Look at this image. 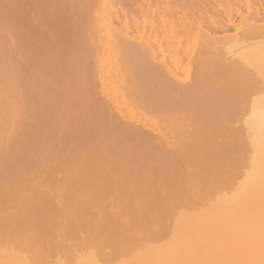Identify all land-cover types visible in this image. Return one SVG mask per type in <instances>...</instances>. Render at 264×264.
<instances>
[{"label":"bare ground","instance_id":"bare-ground-1","mask_svg":"<svg viewBox=\"0 0 264 264\" xmlns=\"http://www.w3.org/2000/svg\"><path fill=\"white\" fill-rule=\"evenodd\" d=\"M110 1L0 0V264H264V0Z\"/></svg>","mask_w":264,"mask_h":264},{"label":"rangeland","instance_id":"rangeland-1","mask_svg":"<svg viewBox=\"0 0 264 264\" xmlns=\"http://www.w3.org/2000/svg\"><path fill=\"white\" fill-rule=\"evenodd\" d=\"M118 0H116L115 2H112V1H110V5H112L111 7L113 8V15H112V18L114 19L115 17H114V14H115V16H118V15H116V13L118 14V13H120V11H123L122 9L123 8H125V5H127V4H122L121 2H120V0L117 2ZM124 6V7H123ZM123 7V8H122ZM109 8V7H108ZM107 8V9H108ZM118 9V11L117 12H115L116 10ZM108 10H110V8L108 9ZM185 41H187V39L185 40ZM177 42H180V41H177ZM188 42V41H187ZM187 42H185L184 43V46H185V44H187ZM175 45L177 44L176 43V41H175V43H174ZM189 45H191V49H190V46ZM192 43L190 42L189 44H188V48H187V55H183L184 57V59H183V62H182V64L183 65H187L186 63H187V61L186 60H188V56H190V58H189V60H188V65L187 66H189V68L188 67H184L183 68V66H182V72L181 73H183V75H184V79H186V77H188V81H192L193 80V71H194V59H193V56H194V58H197V56H195L196 55V53H197V48L195 49H193L192 48ZM102 49L103 48H101V50H100V53H99V56H100V65H102V66H100V69H99V71L98 70H93L92 69V72L94 71V73H92V79H93V81H94V86H95V84H96V86H95V90L97 89V91H96V93H94V95H93V97H98V98H96V99H99V98H101V99H105V97L101 94V96L98 94V93H100V87H98L99 86V81H95V79L96 80H98V77H100V76H98V74H99V72L101 73V75L103 76V78L104 79H102L103 81H102V84H104V85H107V88H109V90H110V93L114 96H118V95H120V94H118L117 92H116V90H119V93H120V89L122 88V82H121V79L119 78L120 77V74L122 73V71H123V73L125 72L123 69H121V72H120V66L118 67L116 64V60L120 63V60H118V57L116 56V58L112 55L113 53H111L112 52V50L111 49H108V51H109V53H107V54H109V56H107V54H106V56L107 57H109L108 59H107V57H104L105 55L103 54L104 52L103 51H105V52H108L107 50H103L102 51ZM189 50V51H188ZM192 50V51H191ZM190 55H189V54ZM104 55V56H103ZM101 56H103V58L101 57ZM111 56V57H110ZM226 57V59L229 57L228 55H226L225 56ZM106 58V59H105ZM116 60H115V59ZM187 58V59H186ZM230 58H231V61L234 59V57L232 58V57H229L228 59L229 60H226V62H228V61H230ZM105 60V61H104ZM111 61V62H110ZM193 61V62H192ZM114 62V63H113ZM186 62V63H185ZM185 63V64H184ZM193 63V64H192ZM116 65V66H115ZM96 68V66H94V64H93V66H92V68ZM116 67H118L119 69H117ZM192 67H193V69H192ZM116 68V69H115ZM121 68H122V64H121ZM187 68H188V70H187ZM183 69H185L184 71H183ZM101 70V71H100ZM187 70V71H186ZM98 71V72H97ZM110 71V72H109ZM117 71V72H116ZM120 74H119V73ZM185 72H187V73H185ZM195 72V71H194ZM118 73V74H117ZM185 73V74H184ZM105 74V75H104ZM187 74V75H186ZM112 75V76H111ZM183 75H181V76H183ZM102 76H101V78H102ZM104 76H106V77H104ZM94 77V78H93ZM108 77V78H107ZM107 78V79H106ZM183 78V77H182ZM106 79V80H105ZM192 79V80H191ZM105 80V81H104ZM118 80V81H117ZM115 81V82H114ZM98 84H97V83ZM115 83V84H114ZM121 85V86H120ZM121 87V88H119V87ZM111 88H112V90H113V92L111 91ZM117 88V89H116ZM122 90V89H121ZM115 91V92H114ZM117 93V94H116ZM114 96V97H115ZM119 97V96H118ZM118 97H116L117 98V100L118 101H120V103H121V101H122V103H121V105H122V107H126L125 105L127 104L126 103V101H125V99H123L122 97H121V95H120V98L118 99ZM101 99H99V100H101ZM102 101V100H101ZM107 102H105V104H106ZM126 103V104H125ZM125 104V105H124ZM107 106H109V105H107ZM111 106V105H110ZM128 107V106H127ZM111 108H112V106H111ZM113 109V108H112ZM133 109V108H132ZM112 112H113V110H112ZM114 114H116L115 113V111H114ZM118 118H120L121 120H120V122L122 123L123 121H122V118L120 117V116H118V115H116ZM124 123H126L125 121H124ZM145 129V128H144Z\"/></svg>","mask_w":264,"mask_h":264}]
</instances>
